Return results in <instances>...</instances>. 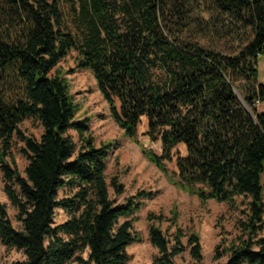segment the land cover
Wrapping results in <instances>:
<instances>
[{"label":"trees","instance_id":"16d2710c","mask_svg":"<svg viewBox=\"0 0 264 264\" xmlns=\"http://www.w3.org/2000/svg\"><path fill=\"white\" fill-rule=\"evenodd\" d=\"M212 22L238 35L229 54L201 42L218 30ZM195 30L201 40L190 39ZM72 51L76 68L67 71L60 62ZM262 56L264 0H0V173L21 223L0 201V240L26 256L13 264H128V247L142 242L135 215L154 194L140 190L123 204L111 197V188L125 192L117 177L107 181L114 143L98 146L90 118L78 119L82 105L66 77L75 70L92 73L124 137L171 185L238 212L236 235L221 230L216 264H264ZM144 117L160 154L139 141ZM28 118L40 123V139L21 129ZM58 209L69 218L54 226ZM147 221L155 264H178L187 251L191 264H203L201 238L184 232L176 203L170 218L150 212Z\"/></svg>","mask_w":264,"mask_h":264},{"label":"rangeland","instance_id":"374dc122","mask_svg":"<svg viewBox=\"0 0 264 264\" xmlns=\"http://www.w3.org/2000/svg\"><path fill=\"white\" fill-rule=\"evenodd\" d=\"M193 10V15H198L199 4L198 1L194 6L190 7ZM230 26V27H229ZM210 27V26H209ZM218 27L213 35H208L203 38L201 42L207 44L209 47L215 48L219 51L230 53L232 45H236L237 34H233L232 26L228 23L212 22L211 28ZM228 34L231 38L228 40ZM192 40H201L200 34L193 31ZM60 66L64 70H73L76 68V53L70 52L66 59L60 62ZM258 83L264 85V57H260L258 61ZM66 77L71 80L72 93L76 101L82 105V110L78 114V119L90 118L89 124L91 126L92 136L95 138L96 144L113 142V150L108 159V168L106 172L108 183L113 177H117L125 187V192L121 196L116 197L113 189H110V195L116 199L118 204L125 203V200L131 196L136 195L140 190L152 192L154 197L144 201V206L135 215L137 221L134 224L135 231L142 236V242L136 243L128 247L127 252L131 256L128 264H155L154 260L158 255V250L153 247L149 241V223L147 215L150 212L163 213L168 219L171 216V209L176 203L180 213V225L186 234L197 233L201 238L203 251V264H216L214 260V252L216 246L222 240L221 230L226 231V236L232 238L236 235V218L238 212L231 211L226 204H220L215 201L202 203L197 197L190 196L183 191H180L168 180L164 175L151 163H149L142 154L141 149L134 147L135 143L124 137L123 131L118 127L112 119L109 106L98 90L95 78L88 70H75L72 74H66ZM258 110L264 113V103L257 104ZM147 119L144 117L139 126V141L148 149H153L157 153H161V142H151L147 135ZM21 129L27 136H32L40 139L42 134V127L40 123L33 118L26 119L21 124ZM76 141L78 137L76 133L72 132ZM24 144L18 140H14L12 155L17 163L18 169L22 174H25L27 160L21 154L20 150ZM182 155H186V147L179 146ZM168 167L171 171H176L175 162H168ZM0 182V201L7 205L8 215L16 228L21 227L18 220V210L12 205L4 191V182ZM68 191L63 189L60 191V197H64ZM241 199H239V202ZM69 216L62 209L57 210V215L54 219V226L59 225ZM164 232L170 236L175 231V228L170 227L168 221L161 224ZM228 233L233 235L229 236ZM188 238L185 237L183 242L187 245ZM87 257V252L82 254ZM26 259L23 251L16 248H7L0 240V264H13L17 261ZM178 264H191L189 252H185L176 258ZM70 264H77L72 262Z\"/></svg>","mask_w":264,"mask_h":264},{"label":"crops","instance_id":"0c3cea01","mask_svg":"<svg viewBox=\"0 0 264 264\" xmlns=\"http://www.w3.org/2000/svg\"><path fill=\"white\" fill-rule=\"evenodd\" d=\"M146 119H147V118H146ZM147 125H148V121H147ZM147 127H148V126H147ZM181 145H183V144H181ZM183 146H185V145H183ZM134 147H136V148H138V149L140 148V147H139L138 145H136V144L134 145ZM176 171H177V170H176ZM160 173H161V172H160ZM161 174L164 175L163 173H161ZM164 178H165V180L167 179V178L165 177V175H164Z\"/></svg>","mask_w":264,"mask_h":264},{"label":"water","instance_id":"95a60500","mask_svg":"<svg viewBox=\"0 0 264 264\" xmlns=\"http://www.w3.org/2000/svg\"><path fill=\"white\" fill-rule=\"evenodd\" d=\"M235 91L237 92V94L240 96V94L238 93L237 89L235 88ZM245 104V103H244Z\"/></svg>","mask_w":264,"mask_h":264},{"label":"built area","instance_id":"2783aa9c","mask_svg":"<svg viewBox=\"0 0 264 264\" xmlns=\"http://www.w3.org/2000/svg\"><path fill=\"white\" fill-rule=\"evenodd\" d=\"M257 104H259V103L257 102Z\"/></svg>","mask_w":264,"mask_h":264}]
</instances>
